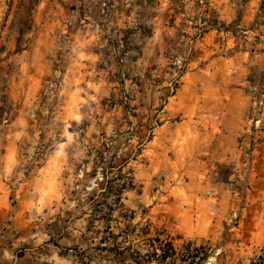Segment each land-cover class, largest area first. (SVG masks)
Listing matches in <instances>:
<instances>
[{"label":"rangeland","instance_id":"374dc122","mask_svg":"<svg viewBox=\"0 0 264 264\" xmlns=\"http://www.w3.org/2000/svg\"><path fill=\"white\" fill-rule=\"evenodd\" d=\"M17 3L0 264H264V0H38L19 50Z\"/></svg>","mask_w":264,"mask_h":264},{"label":"trees","instance_id":"16d2710c","mask_svg":"<svg viewBox=\"0 0 264 264\" xmlns=\"http://www.w3.org/2000/svg\"><path fill=\"white\" fill-rule=\"evenodd\" d=\"M37 3L38 0H18L15 11L13 13V22H12V26L17 34V38H16L17 50H19L22 37L25 34L29 33L32 29L33 26L32 12ZM101 175L104 179L105 177L104 173H101ZM131 189H132L131 182H123L122 184H118V185H113L108 182L105 184L103 183L98 184L97 192L101 196L108 197L111 201V203L107 201L103 202L100 205L101 206L100 208L106 209L108 210V213H110L114 208L113 206H117L120 204L123 194ZM159 242H160L159 245H163L162 247L163 250H162V254L159 257V261L165 262L170 255H173L175 250L170 242H162L160 240Z\"/></svg>","mask_w":264,"mask_h":264},{"label":"crops","instance_id":"0c3cea01","mask_svg":"<svg viewBox=\"0 0 264 264\" xmlns=\"http://www.w3.org/2000/svg\"><path fill=\"white\" fill-rule=\"evenodd\" d=\"M2 249H4V248H2ZM8 251H10V250H8Z\"/></svg>","mask_w":264,"mask_h":264}]
</instances>
